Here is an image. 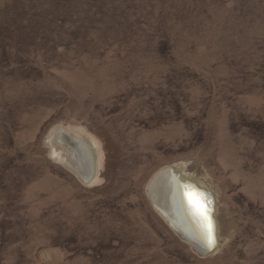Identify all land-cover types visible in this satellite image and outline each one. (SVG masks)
I'll list each match as a JSON object with an SVG mask.
<instances>
[{"label": "rangeland", "instance_id": "1", "mask_svg": "<svg viewBox=\"0 0 264 264\" xmlns=\"http://www.w3.org/2000/svg\"><path fill=\"white\" fill-rule=\"evenodd\" d=\"M177 163L216 199L207 256L148 197ZM0 264H264V0H0Z\"/></svg>", "mask_w": 264, "mask_h": 264}, {"label": "bare ground", "instance_id": "2", "mask_svg": "<svg viewBox=\"0 0 264 264\" xmlns=\"http://www.w3.org/2000/svg\"><path fill=\"white\" fill-rule=\"evenodd\" d=\"M54 139L49 138L52 153L58 162L68 165L85 184L94 183L99 176L100 159L97 143L84 131L76 129H60L52 133ZM52 137V138H53ZM199 187L213 194L196 178L189 177L185 164L177 163L161 169L149 183L148 197L166 222L171 225L177 235L187 242L193 250L202 256L211 249L210 253L219 246V227L216 219V207L213 219L216 225V243L208 246L206 234L201 233L200 227L192 220L190 214L183 208L181 212L180 184ZM214 196V195H213ZM215 198V197H214ZM216 201V199H215ZM194 208V207H193ZM204 225H208L203 221ZM208 227V226H207ZM208 239V238H207Z\"/></svg>", "mask_w": 264, "mask_h": 264}, {"label": "water", "instance_id": "3", "mask_svg": "<svg viewBox=\"0 0 264 264\" xmlns=\"http://www.w3.org/2000/svg\"><path fill=\"white\" fill-rule=\"evenodd\" d=\"M180 185H181V188H180V198H179V200H181V202H182L181 208H180L181 212H183V208L186 211H188L187 215H188V213L190 214L192 220L195 222V224H197V227L198 226L200 227L201 233H203V235L206 234L205 236H206V240H207L206 242H207L208 246H212L213 247L214 244L216 243V239H215L216 225H215V222H214V219H213V215L215 213L216 201H215V198H214L213 194L210 193V192H207V191H205L203 189H200L199 187L195 188L193 186H190V188H189V187H187L186 183L185 184H180ZM191 189L198 190L199 192L203 193L206 196V198H207L208 208H209V211H210L211 225L213 227V233L212 234L209 233V225H204V223H203L204 220H202V218L199 217L196 214V211L193 208V205L189 202L188 196L186 195V191H191ZM210 252H211V249L208 252H205V254L209 255Z\"/></svg>", "mask_w": 264, "mask_h": 264}, {"label": "snow or ice", "instance_id": "4", "mask_svg": "<svg viewBox=\"0 0 264 264\" xmlns=\"http://www.w3.org/2000/svg\"><path fill=\"white\" fill-rule=\"evenodd\" d=\"M190 188V186H187ZM189 202L193 205L196 214L202 218L209 225V233H213V227L210 220V211L208 208V201L206 196L199 192L198 190L191 189V191H186Z\"/></svg>", "mask_w": 264, "mask_h": 264}]
</instances>
